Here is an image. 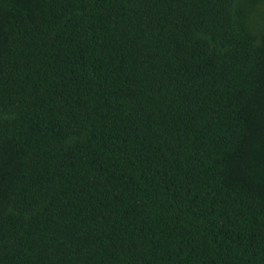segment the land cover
<instances>
[{"label": "trees", "instance_id": "16d2710c", "mask_svg": "<svg viewBox=\"0 0 264 264\" xmlns=\"http://www.w3.org/2000/svg\"><path fill=\"white\" fill-rule=\"evenodd\" d=\"M0 264H264V0H0Z\"/></svg>", "mask_w": 264, "mask_h": 264}]
</instances>
